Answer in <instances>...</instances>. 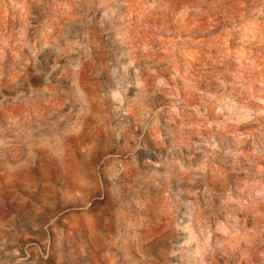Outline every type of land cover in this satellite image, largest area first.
I'll return each mask as SVG.
<instances>
[{"label":"rangeland","instance_id":"1","mask_svg":"<svg viewBox=\"0 0 264 264\" xmlns=\"http://www.w3.org/2000/svg\"><path fill=\"white\" fill-rule=\"evenodd\" d=\"M0 264H264V0H0Z\"/></svg>","mask_w":264,"mask_h":264}]
</instances>
